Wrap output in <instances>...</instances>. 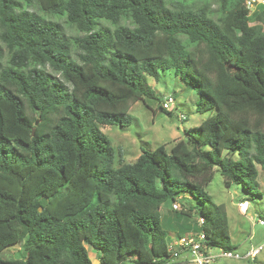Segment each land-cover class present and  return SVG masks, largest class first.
Instances as JSON below:
<instances>
[{
  "label": "trees",
  "instance_id": "obj_1",
  "mask_svg": "<svg viewBox=\"0 0 264 264\" xmlns=\"http://www.w3.org/2000/svg\"><path fill=\"white\" fill-rule=\"evenodd\" d=\"M246 1L0 0V264H94L89 249L99 264H168L191 232L237 250L205 187L219 168L227 187L256 194L264 170V8ZM34 5L83 36L69 40ZM160 70L213 115L170 151L115 168L101 126L132 125ZM18 244L21 258H3Z\"/></svg>",
  "mask_w": 264,
  "mask_h": 264
},
{
  "label": "rangeland",
  "instance_id": "obj_2",
  "mask_svg": "<svg viewBox=\"0 0 264 264\" xmlns=\"http://www.w3.org/2000/svg\"><path fill=\"white\" fill-rule=\"evenodd\" d=\"M28 10L43 16L48 21L58 23L71 41L83 36V33L68 24L64 16L45 15L36 5ZM125 23L129 25L128 22ZM104 24L111 26L110 23ZM149 84L157 92L158 97L145 98L131 106L129 113L133 118L132 125L126 128L101 126L102 132L116 150L115 168L122 164L134 163L143 150L151 151L164 145L170 151L178 141L185 139V130L199 126L213 115V113L197 112L199 95L176 77L174 70H160L159 81L149 77ZM168 97H173L175 100L171 105L172 114L160 108ZM257 169L259 187L256 194H251L237 184L227 187L219 168L214 170L212 181L205 187L214 204H223L226 207L231 238L233 244L237 246V251L246 254L250 250L262 247L260 254L254 258L219 260L214 264H264V224L261 223L264 222V170L260 165H257ZM245 201L249 202L250 206L248 212L244 214L240 211L239 204ZM161 213L164 218L171 216L173 214L171 204L166 203ZM22 252V244H18L8 248L3 258L18 259L21 258ZM89 256L94 264H99L97 252L89 249ZM125 264H139L137 256L132 255Z\"/></svg>",
  "mask_w": 264,
  "mask_h": 264
},
{
  "label": "built area",
  "instance_id": "obj_3",
  "mask_svg": "<svg viewBox=\"0 0 264 264\" xmlns=\"http://www.w3.org/2000/svg\"><path fill=\"white\" fill-rule=\"evenodd\" d=\"M247 7L254 11L259 7L264 8V0H247ZM173 97H168L163 108L172 111L171 105L174 103ZM249 202H241L239 209L242 213H247ZM174 209H179V204H174ZM264 224V222H261ZM262 247L240 254L237 250H225L222 248H212L208 245L205 233H188L180 238L174 239L169 245V251L174 255L173 260L168 264H214L219 260H244L254 258L260 254Z\"/></svg>",
  "mask_w": 264,
  "mask_h": 264
},
{
  "label": "water",
  "instance_id": "obj_4",
  "mask_svg": "<svg viewBox=\"0 0 264 264\" xmlns=\"http://www.w3.org/2000/svg\"><path fill=\"white\" fill-rule=\"evenodd\" d=\"M38 124V123H37ZM46 205H48V200L46 199V198H44L43 200H42V207L40 208V211L42 212V208L44 207V206H46Z\"/></svg>",
  "mask_w": 264,
  "mask_h": 264
}]
</instances>
